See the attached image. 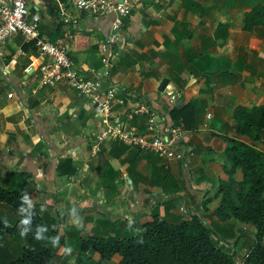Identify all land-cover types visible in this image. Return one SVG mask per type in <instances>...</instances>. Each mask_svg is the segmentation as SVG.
<instances>
[{
	"label": "crops",
	"instance_id": "1",
	"mask_svg": "<svg viewBox=\"0 0 264 264\" xmlns=\"http://www.w3.org/2000/svg\"><path fill=\"white\" fill-rule=\"evenodd\" d=\"M46 1L29 0L30 13L41 17L39 32L62 39L85 78L100 77L99 44L113 15ZM130 1L111 70L126 103L112 108L109 121L147 134L146 117L128 111L149 105L161 136L183 125L175 146L192 148L184 161H166L112 138L93 147L104 113L64 80L40 86L41 59L21 34L0 45V185L24 195L41 216L43 238L55 250L52 264H76L85 237L136 235L154 217L178 222L196 215L220 239L243 234L244 224L228 220L219 228L212 214L220 183L233 184L224 151L225 139L236 138L234 109L264 104V28L243 29L245 13L264 0ZM173 109L185 110L184 119L173 118ZM250 143L264 152V130ZM0 218L14 223L18 213L0 202ZM246 230L252 234L250 226ZM4 242L21 252L17 236L6 235ZM118 261L115 254L101 264Z\"/></svg>",
	"mask_w": 264,
	"mask_h": 264
},
{
	"label": "trees",
	"instance_id": "2",
	"mask_svg": "<svg viewBox=\"0 0 264 264\" xmlns=\"http://www.w3.org/2000/svg\"><path fill=\"white\" fill-rule=\"evenodd\" d=\"M53 2L46 1L49 4ZM260 24L264 26V4H256L243 18L245 30L250 31ZM30 45L35 48L33 42ZM163 86L164 82L160 87ZM184 111L173 109L171 115L184 119ZM233 116L236 138L225 139L229 146L224 151V169L233 179V184L220 183L217 193L219 204L212 215L219 222V228L226 227L228 220L251 227L254 241L240 261L219 244L220 238L209 223L191 215L178 222L154 217L140 233L128 237H85L78 244L75 263L101 264L117 254V264H264V152L250 143L259 140L264 130V104L237 106ZM241 136H246L249 142L238 138ZM234 185H237L236 189ZM0 202L18 213L14 223L0 218V264H52L55 250L43 238V220L27 198L0 185ZM54 233L55 229L49 230V235ZM6 235L23 238L19 254L7 247L4 242ZM220 240L227 245L229 243L228 239ZM94 252L99 253L98 259L93 258Z\"/></svg>",
	"mask_w": 264,
	"mask_h": 264
},
{
	"label": "built area",
	"instance_id": "3",
	"mask_svg": "<svg viewBox=\"0 0 264 264\" xmlns=\"http://www.w3.org/2000/svg\"><path fill=\"white\" fill-rule=\"evenodd\" d=\"M78 11L92 15L112 14L109 31L99 44L100 77L85 78L73 66L62 39L52 41L48 36L39 32L40 15L30 13L29 0H0V45L10 36L21 34L27 41H31L36 49L37 58L41 59L39 85H52L62 80L74 87L78 93L87 97L98 112L104 113L103 128L93 140L96 147L104 139L112 138L129 146H136L157 157L169 160L184 161L187 154H192V148L185 152L176 149V143L181 138L183 125L178 124L168 128V135L159 134L160 123L152 108L144 103L131 107L129 116L140 114L146 117L147 134H139L134 130L125 129L118 123L109 121L112 108L118 104H125L126 99L118 95V86L112 80L111 70L114 65V47L120 41L123 18L132 10L130 0H67ZM62 12L64 10L62 9ZM68 23L70 19L64 17ZM70 23V22H69ZM105 80L106 85L102 82ZM95 149V148H93ZM165 167L168 165L165 163Z\"/></svg>",
	"mask_w": 264,
	"mask_h": 264
},
{
	"label": "rangeland",
	"instance_id": "4",
	"mask_svg": "<svg viewBox=\"0 0 264 264\" xmlns=\"http://www.w3.org/2000/svg\"><path fill=\"white\" fill-rule=\"evenodd\" d=\"M260 26L262 28H264V26L262 24L257 25ZM14 220H12L11 222H13ZM8 223H11L10 221L7 220ZM245 226H243V234L240 235L239 237H237L234 240L229 241L228 240V245L225 244L222 240L218 239V242L220 245H223V248L227 251L232 252L233 254H235V257L238 261L241 260V256L246 252L248 246L254 241L253 235L249 232H247V228L249 227L248 225L244 224ZM212 228V226H210ZM18 239H21V241H23V238L21 236H17ZM85 237V236H84ZM107 237V236H104ZM14 242H16V240L13 238ZM14 247H17V245H13ZM55 260V258L53 259V261Z\"/></svg>",
	"mask_w": 264,
	"mask_h": 264
}]
</instances>
